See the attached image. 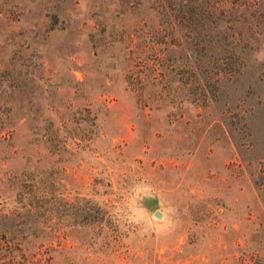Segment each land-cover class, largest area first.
Returning a JSON list of instances; mask_svg holds the SVG:
<instances>
[{
	"label": "rangeland",
	"instance_id": "374dc122",
	"mask_svg": "<svg viewBox=\"0 0 264 264\" xmlns=\"http://www.w3.org/2000/svg\"><path fill=\"white\" fill-rule=\"evenodd\" d=\"M0 264H264V0H0Z\"/></svg>",
	"mask_w": 264,
	"mask_h": 264
},
{
	"label": "water",
	"instance_id": "95a60500",
	"mask_svg": "<svg viewBox=\"0 0 264 264\" xmlns=\"http://www.w3.org/2000/svg\"><path fill=\"white\" fill-rule=\"evenodd\" d=\"M154 216H155L156 218H160V217H161V214H160L159 212H156V213L154 214Z\"/></svg>",
	"mask_w": 264,
	"mask_h": 264
}]
</instances>
